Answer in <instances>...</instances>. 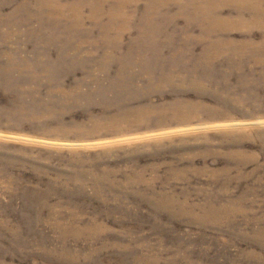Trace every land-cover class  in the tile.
<instances>
[{"label": "rangeland", "instance_id": "rangeland-1", "mask_svg": "<svg viewBox=\"0 0 264 264\" xmlns=\"http://www.w3.org/2000/svg\"><path fill=\"white\" fill-rule=\"evenodd\" d=\"M0 264H264V0H0Z\"/></svg>", "mask_w": 264, "mask_h": 264}, {"label": "bare ground", "instance_id": "bare-ground-1", "mask_svg": "<svg viewBox=\"0 0 264 264\" xmlns=\"http://www.w3.org/2000/svg\"><path fill=\"white\" fill-rule=\"evenodd\" d=\"M168 76H169V73H168ZM155 82H156V84H157L156 86H159V85H161V84H164L163 81L160 80V79H156Z\"/></svg>", "mask_w": 264, "mask_h": 264}]
</instances>
